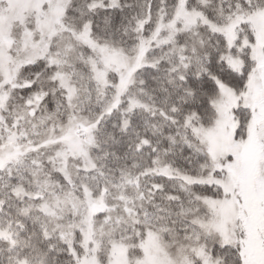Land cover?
Here are the masks:
<instances>
[{"label":"snow or ice","instance_id":"obj_1","mask_svg":"<svg viewBox=\"0 0 264 264\" xmlns=\"http://www.w3.org/2000/svg\"><path fill=\"white\" fill-rule=\"evenodd\" d=\"M0 264H264V0H0Z\"/></svg>","mask_w":264,"mask_h":264}]
</instances>
